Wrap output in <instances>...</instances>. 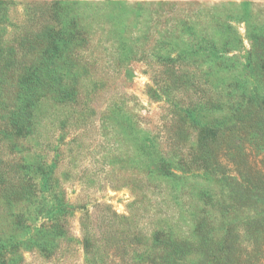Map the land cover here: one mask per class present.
<instances>
[{"label": "rangeland", "instance_id": "374dc122", "mask_svg": "<svg viewBox=\"0 0 264 264\" xmlns=\"http://www.w3.org/2000/svg\"><path fill=\"white\" fill-rule=\"evenodd\" d=\"M0 1H5L0 9V45L21 47L20 38L29 30L39 29L49 14L36 12L34 2L48 8L56 0ZM125 1H197L202 7L194 4V13L217 6L240 16L246 12L243 3L247 2L253 19L264 24V0ZM206 14H199L203 26L209 18ZM92 23L91 45L75 50L89 65L88 75L79 81L76 97L59 103L50 94L44 96L35 107L33 132L0 141L10 161L45 158L48 163H57L56 174L75 206L67 218L68 237L60 242L54 255L22 249L20 264H143L139 254L153 233L162 230L193 243L195 258L202 254L204 225L210 230L212 242L222 237L220 228L225 219L239 222L253 211L263 218L264 132L257 133L263 113L255 110L248 117L250 126L242 135L227 134L214 145L213 161L220 156V148L229 150L221 158L225 171L206 174V166L192 160L198 129L182 125L170 103L181 98L202 103L208 96L226 100L225 95L212 92L213 79L204 75L206 62L186 58L178 69L191 71V78L196 74L198 77L186 84L176 79L171 85L166 82L169 76L163 59L158 50L152 51L153 45H124L123 49H119L121 45H107L102 42L107 32L100 31L105 26L103 21L97 18ZM234 25L244 40L238 53L245 54L251 47L246 21L237 20ZM34 57L35 53L33 57L27 54L24 61L29 64ZM17 79V73L8 75L0 86L11 103L16 98ZM243 84L238 89L248 88ZM202 113L209 120L227 115L230 110L204 109ZM160 158L172 162V173L158 171ZM0 207V229L16 232L7 220L6 206ZM198 224H204L200 230ZM261 228L264 230V222ZM86 237L97 246L94 253L87 251ZM240 242L246 250L255 245L252 264H264V234L255 243L244 233Z\"/></svg>", "mask_w": 264, "mask_h": 264}, {"label": "trees", "instance_id": "16d2710c", "mask_svg": "<svg viewBox=\"0 0 264 264\" xmlns=\"http://www.w3.org/2000/svg\"><path fill=\"white\" fill-rule=\"evenodd\" d=\"M2 4L5 1H0V9ZM34 4L36 12L49 13L41 27L24 34L20 38L21 47L0 45V86L8 75L18 74L13 103L4 98L0 88V141L3 137H26L33 132L35 107L44 96L50 94L59 103L76 97L79 81L88 75L89 65L75 50L91 45L92 20L97 18L105 24L100 31L107 32L108 37L102 41L107 45H121L119 49L124 45H153L152 51L158 50L169 76L166 82L171 85L176 79L186 84L198 77L196 74L191 78V71L178 69L186 58L206 62L204 75L213 79L212 92L225 95L226 100L213 96L206 97L202 103L193 99L170 100L179 122L198 129L197 151L192 160L206 166V174H223L221 158L229 150L220 148V156L213 161L214 145L227 134L242 135L250 126L248 117L255 110L263 113L259 127H264V24L253 19L247 2L243 3L246 12L242 16L227 7H206L204 11L209 18L204 26L199 16L204 11L193 12L194 4L202 7L197 1L56 0L48 8L43 3ZM181 14L184 16L180 17ZM237 20L246 21L251 42L250 50L241 55L238 51L244 40L234 25ZM32 52L34 60L27 64L24 60L27 54L33 57ZM243 83L248 88L238 89ZM224 107L230 113L217 118L206 120L202 113L204 109ZM259 127L260 134L264 130ZM171 163L160 158L158 171L172 173ZM56 168L57 163H48L45 158L10 161L0 148V204L6 206L7 220L16 230L6 233L0 229V264H20L22 249H38L47 256L54 255L60 242L68 237L67 218L75 206L65 195ZM2 212L0 209V217ZM260 214L247 212L239 222L225 219L220 228L222 237L212 242L210 230L198 224L199 230L205 226L201 227L199 257L192 256L193 243L174 238L169 235L173 233L164 230L153 233L139 256L143 264H252L250 259L256 247L246 250L240 238L245 233L256 243L264 234L261 230L264 212L263 218ZM93 242L86 237L89 253H94L97 247ZM140 257L138 261L142 262Z\"/></svg>", "mask_w": 264, "mask_h": 264}]
</instances>
